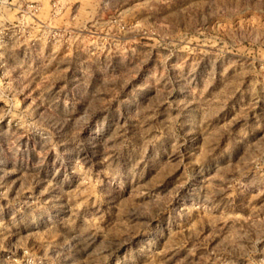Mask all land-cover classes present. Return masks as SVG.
<instances>
[{
    "label": "rangeland",
    "instance_id": "obj_1",
    "mask_svg": "<svg viewBox=\"0 0 264 264\" xmlns=\"http://www.w3.org/2000/svg\"><path fill=\"white\" fill-rule=\"evenodd\" d=\"M0 264H264V0H0Z\"/></svg>",
    "mask_w": 264,
    "mask_h": 264
}]
</instances>
